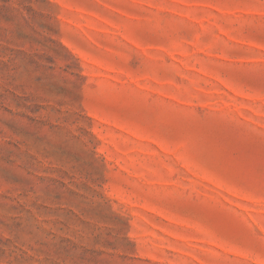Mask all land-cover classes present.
I'll list each match as a JSON object with an SVG mask.
<instances>
[{"label": "rangeland", "instance_id": "rangeland-1", "mask_svg": "<svg viewBox=\"0 0 264 264\" xmlns=\"http://www.w3.org/2000/svg\"><path fill=\"white\" fill-rule=\"evenodd\" d=\"M0 264H264V0H0Z\"/></svg>", "mask_w": 264, "mask_h": 264}]
</instances>
